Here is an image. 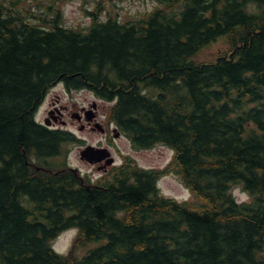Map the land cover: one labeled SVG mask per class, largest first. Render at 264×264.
Instances as JSON below:
<instances>
[{
  "label": "trees",
  "instance_id": "1",
  "mask_svg": "<svg viewBox=\"0 0 264 264\" xmlns=\"http://www.w3.org/2000/svg\"><path fill=\"white\" fill-rule=\"evenodd\" d=\"M61 1L44 6L46 25L0 3V264H264V0H156L123 23L98 3L82 30L61 24ZM224 35L228 56L195 59ZM59 79L114 100L109 118L135 147H173L201 202L163 198L129 160L94 185L47 161L72 140L34 120ZM236 182L251 202L236 203ZM70 225L99 245L56 254Z\"/></svg>",
  "mask_w": 264,
  "mask_h": 264
},
{
  "label": "rangeland",
  "instance_id": "2",
  "mask_svg": "<svg viewBox=\"0 0 264 264\" xmlns=\"http://www.w3.org/2000/svg\"><path fill=\"white\" fill-rule=\"evenodd\" d=\"M44 0H21L20 6H26L31 8L33 12H37L38 5ZM95 0H68L61 6L62 9V20L67 26H85L89 22V17L86 10L92 9L93 2ZM155 5L154 0H113L112 4H109V8H112L116 15L120 19H128L139 16L141 13L149 11ZM223 39V38H221ZM224 46L221 41L212 42L210 45L206 46L203 51L199 53L202 58H214L218 50ZM57 94L62 104L70 106V102L75 101L76 106L87 105L89 101L97 100L100 104V111H106L108 103L96 99L95 96L88 91H78V92H67L61 85L54 87L49 93L45 100V105H43L38 111L36 117L41 119L43 116V109L46 108L47 102L53 94ZM72 99V100H70ZM70 101V102H69ZM74 103V102H73ZM75 129L78 137L84 140V143L90 144H105L108 142L106 138L103 137L98 132H92L90 130H85L83 132L77 131L76 125L70 127ZM115 148L113 149L115 157L119 159L120 151L125 153H130L136 160V162L144 167H156L163 168L166 164H169L172 158V151L163 145H156L150 149L144 150H133L130 143L125 138H120L114 141ZM80 147L81 143L75 142L71 145V152L68 156V162L72 167L78 168L82 174H88L91 179L95 180L100 175V172L94 167L88 164L86 161L80 158ZM159 188L164 195H175L185 197L190 194L188 189H186L183 184H180L178 177L174 174H170L166 177H162L158 181ZM233 194L238 200H247V193L242 192L241 188L238 186L233 187ZM74 234L67 233L61 235L54 246L56 250L67 251L69 248L71 238Z\"/></svg>",
  "mask_w": 264,
  "mask_h": 264
},
{
  "label": "flooded vegetation",
  "instance_id": "3",
  "mask_svg": "<svg viewBox=\"0 0 264 264\" xmlns=\"http://www.w3.org/2000/svg\"><path fill=\"white\" fill-rule=\"evenodd\" d=\"M58 98V96H56ZM56 100H53L52 103H51V108L52 109H48L46 110L48 114H50V116L52 117V123L55 125V126H58V127H65L67 128L70 124L69 121H66L64 118H63V114L65 113H68L67 115L69 116H72L73 115V111H70L69 112V108L66 106V105H63L61 106L62 110L63 111H58L57 108H56ZM87 107H81L80 108V111L78 114L80 117V120H79V126H87L89 128H93V126L97 125V120H98V107H96V110H95V116L92 118V119H87L86 118V115H87ZM57 110V111H56ZM58 113V114H57ZM107 129L105 128V133H106ZM97 168L98 169H102L103 171H106L108 169V167L105 165V162L104 161H100L97 165Z\"/></svg>",
  "mask_w": 264,
  "mask_h": 264
},
{
  "label": "water",
  "instance_id": "4",
  "mask_svg": "<svg viewBox=\"0 0 264 264\" xmlns=\"http://www.w3.org/2000/svg\"><path fill=\"white\" fill-rule=\"evenodd\" d=\"M82 155L85 156L87 159L92 160L93 156L91 154L90 149H86L85 151L82 152Z\"/></svg>",
  "mask_w": 264,
  "mask_h": 264
}]
</instances>
